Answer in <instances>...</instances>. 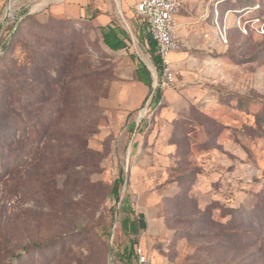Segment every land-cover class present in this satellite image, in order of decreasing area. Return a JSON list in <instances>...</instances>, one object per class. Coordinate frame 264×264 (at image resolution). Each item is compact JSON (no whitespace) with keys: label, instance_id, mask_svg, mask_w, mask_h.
Returning a JSON list of instances; mask_svg holds the SVG:
<instances>
[{"label":"rangeland","instance_id":"374dc122","mask_svg":"<svg viewBox=\"0 0 264 264\" xmlns=\"http://www.w3.org/2000/svg\"><path fill=\"white\" fill-rule=\"evenodd\" d=\"M174 18L165 82L132 6L0 0V264H264V0Z\"/></svg>","mask_w":264,"mask_h":264},{"label":"built area","instance_id":"2783aa9c","mask_svg":"<svg viewBox=\"0 0 264 264\" xmlns=\"http://www.w3.org/2000/svg\"><path fill=\"white\" fill-rule=\"evenodd\" d=\"M185 0H138L134 4V12L145 24L149 40L153 43L154 71L161 75L163 81L172 79L171 54L181 46L177 35L175 15L183 7ZM152 67V69H153ZM137 264H146L141 249H136Z\"/></svg>","mask_w":264,"mask_h":264},{"label":"trees","instance_id":"16d2710c","mask_svg":"<svg viewBox=\"0 0 264 264\" xmlns=\"http://www.w3.org/2000/svg\"><path fill=\"white\" fill-rule=\"evenodd\" d=\"M101 39H102V42L105 44V46L107 48H109L110 50L117 51V50L124 47V43L122 42V39L113 30L104 31L103 29H101ZM150 46L153 49L154 45L151 41H150ZM154 63H156L155 59H154ZM138 77L140 79H142L145 82V84L151 88L150 72L146 68V66H142L141 69H138ZM4 144L5 143L1 139V135H0V158L1 159H2V157L6 151ZM3 164L4 163H1L0 167L3 168L4 167ZM120 183H121V179L119 177L117 179H115V181L113 183L112 194L116 197V199H118V197H119V185H120ZM128 221H129L128 218L124 217L121 221L122 227L127 228ZM135 243H136V240H134V239L130 243V246L134 247L133 248L134 254L136 253V248H135L136 244ZM25 248H28V247L26 246ZM126 252H127V250L125 249V251L123 252V256L126 254Z\"/></svg>","mask_w":264,"mask_h":264},{"label":"crops","instance_id":"0c3cea01","mask_svg":"<svg viewBox=\"0 0 264 264\" xmlns=\"http://www.w3.org/2000/svg\"><path fill=\"white\" fill-rule=\"evenodd\" d=\"M138 0H117L118 2V6L120 8V11L121 12H124L128 9L129 6H132L133 8V12H134V4L137 2ZM185 2V1H184ZM84 9L87 8V7H83ZM83 11V10H82ZM67 12H71L72 14H77V9H67ZM112 11H110V14H96V15H92V18H93V22L99 27V30H100V33H101V29H103L104 31H109V30H113L114 32L117 33V35L122 39V42L124 43V47H125V41H124V38H123V35L120 33V30L117 28V23H115V19L113 18V15H111ZM135 13V12H134ZM136 15V14H135ZM137 16V15H136ZM126 21V24H129L128 21L126 19H124V22ZM141 21V20H140ZM142 22V21H141ZM143 23V22H142ZM145 25V24H144ZM144 32H146V26L144 28ZM147 33V32H146ZM150 42V40H149ZM123 47V48H124ZM181 47V46H180ZM121 48V49H123ZM180 49V48H179ZM178 49V50H179ZM120 50V49H119ZM113 51V50H112ZM177 51V50H176ZM174 51L172 54H171V57L172 55L175 54ZM172 59V58H171ZM148 64V63H147ZM148 70L149 72H151L152 74L154 73L152 67L150 66V64H148Z\"/></svg>","mask_w":264,"mask_h":264},{"label":"water","instance_id":"95a60500","mask_svg":"<svg viewBox=\"0 0 264 264\" xmlns=\"http://www.w3.org/2000/svg\"><path fill=\"white\" fill-rule=\"evenodd\" d=\"M7 14H8V8L6 9V13H5V15H4L2 21L6 18V15H7ZM2 21L0 22V27H1V25H2Z\"/></svg>","mask_w":264,"mask_h":264},{"label":"bare ground","instance_id":"6f19581e","mask_svg":"<svg viewBox=\"0 0 264 264\" xmlns=\"http://www.w3.org/2000/svg\"><path fill=\"white\" fill-rule=\"evenodd\" d=\"M150 63V62H149Z\"/></svg>","mask_w":264,"mask_h":264}]
</instances>
